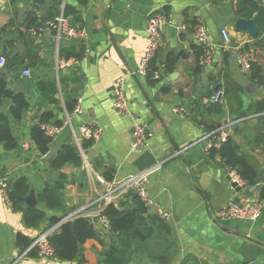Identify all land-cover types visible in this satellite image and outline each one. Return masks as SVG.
<instances>
[{"label": "crops", "instance_id": "1", "mask_svg": "<svg viewBox=\"0 0 264 264\" xmlns=\"http://www.w3.org/2000/svg\"><path fill=\"white\" fill-rule=\"evenodd\" d=\"M237 5V0H87L84 6L77 0H22L20 4L0 0V79L28 103L19 119L10 115L11 98L0 105V115L8 119L17 143L13 150L0 146V178H6L8 184L25 179L29 198L45 214L36 228H27L22 210H15L0 194V264H12L25 252L16 246L17 234L32 241L52 226V218H63L85 206L91 190L100 187L98 180L120 181L159 163L162 165L150 174L146 189L156 208L169 218L162 220L154 208L148 213L158 216L171 229L175 254L169 264H180L185 259L187 264H264L261 222L216 223L212 219L214 213L242 194L227 181V167L220 158L205 153L202 145L170 158L203 132L233 122L231 138L264 175V149L249 137L258 115L250 113L264 103V18L258 12L243 18L252 20L259 29L257 37H250L235 28L236 21L242 18L235 14ZM67 9L76 11L80 21L74 22L72 16L66 15ZM29 13L41 25L63 14L88 32V41L65 37L56 41L48 33L34 36L25 29ZM152 14L171 17V25L186 28L177 32L174 43L165 30L152 63V70L160 74L156 80L151 73L146 77L131 75L143 55L144 30ZM198 25L205 28L211 45V59L204 65L200 64L204 47L193 37ZM223 29L231 39L228 45L221 37ZM67 48L75 49L76 54L82 50L81 58L60 56V50ZM245 49L256 52V62L248 73L240 71L236 60L237 53ZM180 53L182 56L176 59ZM24 69L31 71L29 78L22 76ZM120 77L125 78L124 90L131 110L151 133L147 146L139 151L130 148L129 119L112 105L111 87ZM48 82L57 89L52 98L44 97L37 89L39 83ZM219 89L224 95L216 105L211 98ZM78 99L81 112L73 114ZM175 109H183L184 113L177 115ZM245 114L249 115L239 118ZM42 115L57 126L70 115V126L52 140L49 151L57 148L58 152L62 146L72 145L78 151L79 165L67 164L54 170L50 161L57 152L49 160L40 153L31 130L39 125ZM90 120L103 128V136L96 144H79L86 159L93 151L92 161L87 159L86 164L74 135L78 137L79 129ZM60 176L63 208L48 210L38 203L36 195L47 185L57 183ZM90 222L104 244L87 240L82 247V263L28 255L17 264H101V253L117 240L109 238L110 231L101 223ZM130 264L161 263L142 257Z\"/></svg>", "mask_w": 264, "mask_h": 264}, {"label": "trees", "instance_id": "2", "mask_svg": "<svg viewBox=\"0 0 264 264\" xmlns=\"http://www.w3.org/2000/svg\"><path fill=\"white\" fill-rule=\"evenodd\" d=\"M82 6L86 5L87 0H77ZM236 16L250 18L254 12L264 18V0H237ZM66 15L72 16L74 22L80 21L76 11L68 10ZM43 24V23H42ZM38 19L33 14H27L25 18L26 32L36 29L40 26ZM76 54L73 48L60 50V56L68 59H80L82 50ZM182 54L176 57H181ZM38 91L46 98L55 96L57 89L53 83H39ZM6 98H11L13 106L10 115L14 119L21 118L23 112L27 109L28 103L22 94H14L7 89V84L0 79V105ZM54 102L52 99H49ZM217 105V104H216ZM68 107V106H67ZM250 113V112H249ZM258 114L253 122L256 126L249 132V137L256 146L264 149V103H260L253 113ZM249 114L240 116L246 118ZM238 119V118H237ZM246 120V119H245ZM248 120V119H247ZM244 121V122H247ZM47 115H42L39 125L31 130V138L42 155H46L50 149L52 140L46 137L40 130V124L48 123ZM241 122V121H240ZM239 122V123H240ZM237 125V124H236ZM235 125L234 133L238 132ZM91 143V142H90ZM92 144V143H91ZM0 146L6 150H13L17 147L15 138L8 124V119L0 115ZM212 155H217L223 164L229 170L237 172L250 186L260 184V197L264 200V175L259 172L253 159L242 152L240 146L235 143L231 136L221 146L218 151H212ZM81 163L77 149L72 145L62 146L57 154L51 159L50 164L54 170H59L67 164L75 166ZM60 176L57 183L53 186L47 185L38 195L37 201L48 210H57L63 208V200L60 191L62 184ZM111 181V178H108ZM30 190L25 179L20 178L9 184L8 198L15 210L22 209L23 220L27 228H36L45 218L44 212L37 207H30L25 204V199L29 197ZM104 216L109 222L110 233L115 240L110 242L108 249L101 253V264H130L140 258H149L157 260L161 264H169L175 254V245L172 243L171 229L158 216L149 215L148 210L142 205L139 198L133 193H128L120 199L117 204H110L105 208ZM61 218H52L51 225L58 223ZM100 240L99 232L93 224L84 218L75 219L72 222L64 223L50 239V245L54 250V259L59 262H73L78 260L82 263V247L87 240ZM32 241L22 234H17L15 243L22 250H26ZM157 249L158 251H154ZM151 250L153 253L151 254ZM31 258L36 254L29 252ZM180 264H187V259Z\"/></svg>", "mask_w": 264, "mask_h": 264}, {"label": "built area", "instance_id": "3", "mask_svg": "<svg viewBox=\"0 0 264 264\" xmlns=\"http://www.w3.org/2000/svg\"><path fill=\"white\" fill-rule=\"evenodd\" d=\"M171 24V17H167L163 14H152L148 17L144 30L145 49L136 70L132 72L131 75L146 77L151 73L153 79L156 80L160 78L159 72L152 70V63L161 47L165 28L167 25ZM185 30V27L177 28V32H184ZM29 32L34 36L47 33L52 34L56 41L61 37H65L86 43L89 37L88 32L84 28L73 24L72 21L63 14L48 20L36 29L29 30ZM193 37L198 44L204 47V53L200 58V64L204 65L211 59V45L209 43L208 34L203 26L198 25L194 29ZM221 37L225 44L228 45L231 42L228 32L224 29L221 30ZM84 52V54H86L88 50L85 49ZM236 60L240 71L242 73H248L252 64L256 62V52L253 49L241 50L237 53ZM22 76L29 78L31 76V71L29 69H24L22 71ZM124 83V77H120L114 81L111 87L112 105L118 114L129 119L131 124L130 148L134 151H139L147 146L151 133L148 126L139 121L131 110L129 100L124 90ZM223 95V90L219 89L215 91L211 98V102L213 104H219ZM80 104L81 100L78 99L73 114H79L81 112ZM174 113L182 115L184 110L175 109ZM70 120V115H67L60 126L42 123L40 124V130L46 137L54 140L61 131L70 126ZM233 125V122H228L203 132L181 150L176 151L170 158L179 157L184 151L197 145H202L207 154L212 151H218L231 136ZM102 136L103 128L94 120H90L79 129L78 137L74 135L84 163L87 164L88 162L79 144L83 141H90L92 144H96L101 140ZM161 165L162 163H159L147 171L129 175L120 181L98 180L100 187H94L91 190V198L85 206L64 216L58 223L52 225L49 229L33 238L23 255L12 264H17L21 258L27 257L30 251H33L39 257L54 259V250L49 242L50 237L58 231L62 224L72 222L75 219L84 218L89 221H98L102 224L104 229L109 231V222L104 216L105 208L110 204H117L119 198L128 193L136 195L147 210L154 208L157 210V214L162 220H167L169 215L156 208L154 199L150 197L146 189L148 177ZM227 181L233 186L235 185L234 188L241 191L242 194L237 200L228 203L214 213L212 215L214 222L221 223L230 220H239L247 221L251 224L261 222L264 226V200L260 197V184L250 186L237 172L229 169H227ZM8 188L9 184L6 178H0V194L10 204Z\"/></svg>", "mask_w": 264, "mask_h": 264}, {"label": "water", "instance_id": "4", "mask_svg": "<svg viewBox=\"0 0 264 264\" xmlns=\"http://www.w3.org/2000/svg\"><path fill=\"white\" fill-rule=\"evenodd\" d=\"M6 1L9 2V3L12 2V1H16L18 4H20L22 0H6ZM235 28L237 30L244 31L250 37H257L259 35V29H258V27L256 26V24L252 20L239 18L236 21V23H235ZM165 30L169 34L170 41L172 43H174L175 40H176V36H177V28L175 27V25H167L166 28H165ZM56 152H57V148H53L52 150H50L45 155V159L46 160H49ZM92 155H93V151H90L88 153V155H87V159H88L89 162L92 161V157H91ZM262 184H264V181L262 182ZM33 201L34 200L32 198L27 197L25 199V204L27 206H30V207H35L36 204ZM112 237H113V234L110 233L109 234V238L112 239ZM250 264H257V263L256 262H252Z\"/></svg>", "mask_w": 264, "mask_h": 264}]
</instances>
